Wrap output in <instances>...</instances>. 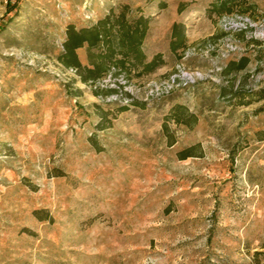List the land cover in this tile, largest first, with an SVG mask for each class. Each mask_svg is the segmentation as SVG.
<instances>
[{"label":"rangeland","instance_id":"rangeland-1","mask_svg":"<svg viewBox=\"0 0 264 264\" xmlns=\"http://www.w3.org/2000/svg\"><path fill=\"white\" fill-rule=\"evenodd\" d=\"M121 11L162 63L84 82ZM0 264H264V0H0Z\"/></svg>","mask_w":264,"mask_h":264},{"label":"trees","instance_id":"trees-1","mask_svg":"<svg viewBox=\"0 0 264 264\" xmlns=\"http://www.w3.org/2000/svg\"><path fill=\"white\" fill-rule=\"evenodd\" d=\"M149 22L150 19L142 12L128 19L126 11H121L119 14H106L97 23L81 29L70 25L60 60L66 66L78 69L84 82L98 80L111 66L118 67L127 76H131L133 71L137 77L152 73L162 62L159 55L148 60L143 51ZM177 27L176 24L174 31ZM84 47L87 63L80 60L77 52ZM175 118L180 121V114L176 113ZM182 120L186 121L184 118Z\"/></svg>","mask_w":264,"mask_h":264},{"label":"crops","instance_id":"crops-1","mask_svg":"<svg viewBox=\"0 0 264 264\" xmlns=\"http://www.w3.org/2000/svg\"><path fill=\"white\" fill-rule=\"evenodd\" d=\"M105 16V15H104ZM102 16V17H104ZM148 16V14H147ZM101 17V18H102ZM100 19V18H99ZM97 23V22H96ZM95 24V23H94ZM153 18H151L150 22H149V28H148V31H147V34L145 36V39L143 41V51L144 53L146 54L147 56V59L148 60H151L150 55H149V52L147 51L146 49V45L148 43V40L149 38L151 37V33H152V27H153ZM178 25L177 29L174 31V26L175 25ZM182 21H174L172 26H171V30H170V36H169V49L172 51V52H177L179 49H182V38L184 39V37L186 36L187 37V34L185 35V32L184 30H182ZM172 45H174V47H172ZM180 45V46H179ZM85 48V47H84ZM86 49V48H85ZM87 53V51H86ZM86 61V62H84ZM82 61L83 63H87V54L85 56V60Z\"/></svg>","mask_w":264,"mask_h":264},{"label":"built area","instance_id":"built-area-1","mask_svg":"<svg viewBox=\"0 0 264 264\" xmlns=\"http://www.w3.org/2000/svg\"><path fill=\"white\" fill-rule=\"evenodd\" d=\"M199 75V74H198ZM186 80H188V81H191V80H193V76L191 75V74H188V73H185L184 74V76H183Z\"/></svg>","mask_w":264,"mask_h":264}]
</instances>
